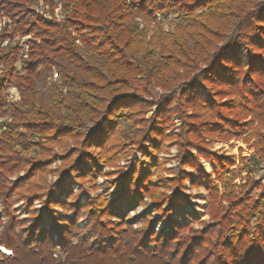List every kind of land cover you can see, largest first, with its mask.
<instances>
[{"label":"trees","instance_id":"trees-1","mask_svg":"<svg viewBox=\"0 0 264 264\" xmlns=\"http://www.w3.org/2000/svg\"><path fill=\"white\" fill-rule=\"evenodd\" d=\"M38 1L0 0V264H264V0ZM231 139L254 153L211 148Z\"/></svg>","mask_w":264,"mask_h":264},{"label":"rangeland","instance_id":"rangeland-1","mask_svg":"<svg viewBox=\"0 0 264 264\" xmlns=\"http://www.w3.org/2000/svg\"><path fill=\"white\" fill-rule=\"evenodd\" d=\"M34 6L40 11H47L48 10V6L45 5L42 0L35 3ZM56 14L58 15L59 18H62V13H61L59 7L56 8ZM159 19L162 20L166 29L171 22L177 20L175 18V16H173V15H170L169 17H166V18H163L162 16L159 15ZM2 25H3V22H0V26H2ZM16 40H18V38ZM54 71H56V70H53L49 73V75L46 77V80H40L38 82V90H39L40 97L42 98V100L55 108L56 105L52 101L53 91L51 89V86H52L51 84H54V83L62 84V79L61 78L54 79L53 78V72ZM157 91L160 92L159 89ZM19 96L20 95H19V91L17 88L13 87L10 89V91H9L10 101H12V102L18 101L20 99ZM150 114L151 113H149L148 116ZM6 120H10L8 118V115L5 118L0 119V134H1L2 130L6 127V123H5ZM175 122H176V125L178 128L180 126V122L177 118L175 119ZM124 127L129 129L130 128L129 123L124 122ZM178 132H179V129H173V130L168 131V134L178 133ZM211 148L214 150H216V149L223 150L224 152H226L228 154H234L236 156L237 162H239L240 156L249 157L252 153H254V148L251 147V143H246L245 141H243V139H238V140L237 139H231L229 141H224V142L223 141H216L213 143ZM60 151H61V149L59 147L54 148L55 153H58ZM176 152H177L176 145H172V147L170 149V153L166 154V155L165 154L162 155V156L168 157V162L166 164L167 168L174 170L177 167L178 162L175 159ZM141 157H142V155L140 153H136L135 156L130 157L129 160L131 162L135 163L136 160L140 159ZM203 162H204V166H205L206 170L211 171L212 170V163L210 161H207V160H203ZM60 163H61V158L59 155H57L56 161L53 163V169L56 168V166L59 165ZM125 164H126V160L122 159L120 161V165H125ZM105 170H108V168H106ZM262 173H264L263 166H262V168L260 167V169H258L254 173V175L257 178H259ZM20 174L24 175V171H22ZM247 174H248V172H243L242 176L245 177ZM17 177H18L17 175H14V176H11V179H16ZM56 181H57V175L55 173L49 174V176L47 177V182L52 183V182H56ZM98 182L100 184H102L104 182V179L102 177H99ZM237 182H241V178H238ZM75 188L79 189L80 188L79 184L76 183ZM105 189H106V185H104L103 191ZM111 191L113 192L114 189H111ZM187 192L192 194L193 200H192V203L185 208V211L190 212V213L194 212L195 210L199 211L200 212V219H199L200 221H196V222L192 223L188 219V220H186V222H188V223L191 222L190 224L196 229L201 228L202 227L201 222L209 220V215L205 211V207L208 204L206 192L203 188L194 187L189 182H187ZM82 202H85V195L82 198ZM147 202L149 205H152L150 203V200H147ZM35 206L37 208H42V204L39 202H35ZM1 209L2 208L0 207V210ZM13 209L15 210V213L18 217L26 218L28 216V212H27V209L24 205V201H20V202H17L16 204H14ZM144 212H145V207L142 205L136 206L133 210H131L129 212L130 217L134 218L133 219L135 222L134 227L142 226V220H141L140 216L142 214H144ZM151 213L155 214L154 212H151ZM155 217L157 219L161 218L159 215H156V214H155ZM86 221H87V219H82L81 226H83L86 223ZM162 228H163L162 223L157 224V226H156L157 232H159ZM3 248L6 249L5 246H0V250L6 252L7 254H11V251H9L7 249H6L7 250L6 251Z\"/></svg>","mask_w":264,"mask_h":264},{"label":"built area","instance_id":"built-area-1","mask_svg":"<svg viewBox=\"0 0 264 264\" xmlns=\"http://www.w3.org/2000/svg\"><path fill=\"white\" fill-rule=\"evenodd\" d=\"M59 77H60L59 72L54 71V72H53V78H54V79H59Z\"/></svg>","mask_w":264,"mask_h":264}]
</instances>
